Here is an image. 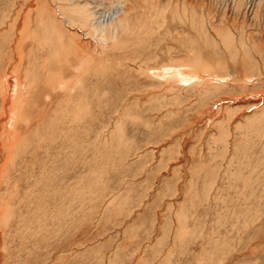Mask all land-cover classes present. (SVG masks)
I'll return each instance as SVG.
<instances>
[{
	"label": "rangeland",
	"instance_id": "374dc122",
	"mask_svg": "<svg viewBox=\"0 0 264 264\" xmlns=\"http://www.w3.org/2000/svg\"><path fill=\"white\" fill-rule=\"evenodd\" d=\"M5 83L0 264H264V0H0Z\"/></svg>",
	"mask_w": 264,
	"mask_h": 264
},
{
	"label": "bare ground",
	"instance_id": "6f19581e",
	"mask_svg": "<svg viewBox=\"0 0 264 264\" xmlns=\"http://www.w3.org/2000/svg\"><path fill=\"white\" fill-rule=\"evenodd\" d=\"M118 2L120 1V0H117ZM91 2V1H90ZM92 5V4H91ZM88 6V4L86 3V4H84L83 6H81V5H73L72 4V8H68V10H66V9H56V11H53V13L55 14V16H57L56 15V12L58 13V12H61V16H59V17H61L63 20H62V22L61 21H57L58 23L57 24H55V23H51V25L52 26H50V27H48V31H49V33L51 34V35H53V33H52V29L53 28H55V29H57V31L55 32V34L57 33V35H56V41L58 40V44H57V47L58 48H60L59 49V51L61 50V53H65L64 51L66 50V49H71L70 50V52L72 51V53H74L78 58H79V60L81 59L82 60V63H83V65H85V66H87V68H90L92 65H91V63H92V61L91 60H89V59H86V55L88 56V54H87V52L85 53V49L84 48H82L81 46H84V42H83V39H81L82 37H83V35L81 34V33H78V31L76 30V31H71L72 29L71 28H69L68 30H67V32L69 33V38H68V42H67V44H64V39H65V36H64V34L66 33L65 31H63V25L64 26H66V24L70 27V26H73L74 28L78 25L77 23H79V25H80V29L84 32V30H89V31H87L88 33H86L87 35H88V37H93L94 38V36L97 38V42H99L100 44L101 43H104V42H106V40L108 41V40H113L114 38H111V37H109L108 36V30H106V29H104V30H106V32H103V27L101 28V29H99V28H97V26H95V25H97V22H96V16L94 15V13L92 12V10H90V6L89 7H87ZM44 7V6H43ZM120 7H122L121 5H120ZM126 7V6H125ZM97 8V7H96ZM47 10V9H46ZM44 11V10H43ZM124 9H121L119 12H118V14H124ZM50 12V11H49ZM103 12V11H102ZM109 12V11H108ZM51 13H52V11H51ZM113 13V12H112ZM44 14V13H43ZM127 14V13H126ZM112 15V14H111ZM118 16V15H117ZM124 16V15H123ZM50 17V16H49ZM56 20H58V19H56ZM61 20V19H60ZM91 20H93V22H91V23H93V25H92V27L90 28V29H88L87 28V23L88 22H90ZM50 21V20H49ZM120 21V20H119ZM63 22L65 23V24H63ZM105 22V21H104ZM44 23H46V22H44ZM119 23V22H118ZM117 23V24H118ZM24 24V23H23ZM63 24V25H62ZM121 24V27L123 26V25H125L126 24V22L125 23H123V22H121L120 23ZM128 24V23H127ZM126 24V25H127ZM102 25V24H101ZM106 25V24H105ZM112 25V24H111ZM119 25V24H118ZM108 26V25H107ZM124 27V26H123ZM47 28V27H46ZM49 28H51V29H49ZM67 28V27H66ZM73 28V29H74ZM110 28V27H109ZM118 28V27H117ZM65 29V28H64ZM26 31V30H25ZM92 32H93V34H92ZM112 32V31H111ZM67 33V34H68ZM29 34V33H28ZM46 34V33H45ZM48 35V34H47ZM51 35H49V37L51 36ZM91 35H93V36H91ZM52 37V36H51ZM52 39V38H51ZM81 39V40H80ZM55 41V42H56ZM81 42V43H80ZM108 42H110V41H108ZM105 44H107V43H105ZM56 47V46H55ZM57 49V48H56ZM81 51H83L84 53H81ZM16 52V51H15ZM70 52H68V53H70ZM81 54H80V53ZM71 54V53H70ZM82 54H84V55H82ZM17 56V55H16ZM68 56V55H67ZM91 56V55H90ZM59 57V56H58ZM63 57H65V60H66V56H63ZM91 57H93V56H91ZM77 58V59H78ZM93 59V58H92ZM30 63V62H29ZM79 63V62H78ZM48 64V63H47ZM51 64V63H50ZM193 65V64H192ZM180 66V65H179ZM192 68V67H191ZM62 69V68H61ZM188 68L187 67H184V69H181V68H177V67H168L167 69H164V72L163 73H168V72H170V74L168 73V74H166V76L168 75V77H167V79H171V80H173V82L176 84H178V83H180V84H183V83H185V81H187V82H189V81H191V80H193L194 78H199V76L198 75H193V76H190V77H188L189 79H186L187 77H185V78H182L181 77V75H182V73L185 71V70H187ZM194 69V68H193ZM192 70V69H191ZM195 70V69H194ZM14 72H16V71H14ZM29 72V71H28ZM82 72V71H81ZM161 72V71H160ZM154 75V77H156L157 75L162 79L163 78V76L164 75H162L161 73H157V72H154L153 73ZM13 76V75H12ZM43 77V76H42ZM159 77H157V78H159ZM59 78V81H60V78H62V77H58ZM159 78V79H160ZM12 79H14L13 81H14V83L16 84V85H14L15 87H19V91L21 90V86L19 85V79H18V75L17 76H15V77H13ZM57 79V78H56ZM156 79V78H155ZM9 80V79H8ZM10 81V80H9ZM58 81V82H59ZM8 82V81H7ZM11 82V81H10ZM2 83V82H1ZM9 83V82H8ZM6 85L5 86H3V87H1L0 86V92L2 91V90H4L5 89V87H8L9 88V84H7V83H5ZM13 85V84H12ZM22 85V84H21ZM16 89L17 88H15V91H16ZM18 91V90H17ZM16 91V92H17ZM19 93V92H18ZM25 93V92H24ZM22 97H23V95H22ZM15 98H16V96H15V94H13V97H12V104H11V106H10V119L8 120V121H10V125H12V127L16 124V122H17V119L19 118V114H18V112H17V109L15 108ZM19 99H20V97H18ZM17 98V99H18ZM18 99V100H19ZM22 99V98H21ZM23 100V99H22ZM23 102V101H22ZM24 104V103H23ZM21 105V104H20ZM19 105V106H20ZM18 106V105H17ZM74 123V122H73ZM8 125V124H7ZM7 127H10L11 128V126H7ZM10 131V130H9ZM5 132H7V131H5ZM4 132V133H5ZM7 135H8V133H6ZM8 136H10V135H8Z\"/></svg>",
	"mask_w": 264,
	"mask_h": 264
}]
</instances>
